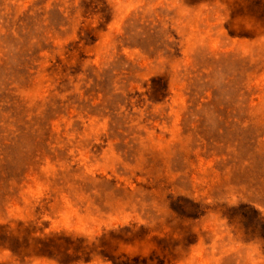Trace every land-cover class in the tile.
<instances>
[{
	"label": "rangeland",
	"instance_id": "374dc122",
	"mask_svg": "<svg viewBox=\"0 0 264 264\" xmlns=\"http://www.w3.org/2000/svg\"><path fill=\"white\" fill-rule=\"evenodd\" d=\"M0 264H264V0H0Z\"/></svg>",
	"mask_w": 264,
	"mask_h": 264
}]
</instances>
